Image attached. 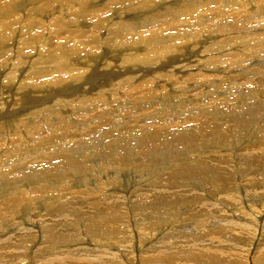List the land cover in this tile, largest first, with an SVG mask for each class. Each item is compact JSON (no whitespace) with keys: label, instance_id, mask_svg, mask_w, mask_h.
Returning <instances> with one entry per match:
<instances>
[{"label":"bare ground","instance_id":"bare-ground-1","mask_svg":"<svg viewBox=\"0 0 264 264\" xmlns=\"http://www.w3.org/2000/svg\"><path fill=\"white\" fill-rule=\"evenodd\" d=\"M0 264H264V0H0Z\"/></svg>","mask_w":264,"mask_h":264},{"label":"rangeland","instance_id":"rangeland-1","mask_svg":"<svg viewBox=\"0 0 264 264\" xmlns=\"http://www.w3.org/2000/svg\"><path fill=\"white\" fill-rule=\"evenodd\" d=\"M220 147H223L222 144L218 145ZM236 187H237V192H239L242 196L244 195L243 192H241L240 189V185H242V180H241V175H238L236 178ZM204 185V184H203ZM218 192V191H217ZM215 196V198H217L218 194H213ZM237 235H235L233 238H231V236L229 237V241L234 242L235 241V247L231 248L233 250L236 251V253L243 255L244 257L247 254V251H245L244 246L245 244L250 240V232L247 228H240L239 230H237ZM247 250V249H246Z\"/></svg>","mask_w":264,"mask_h":264}]
</instances>
